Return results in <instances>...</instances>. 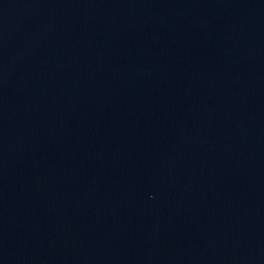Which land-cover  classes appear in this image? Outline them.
I'll use <instances>...</instances> for the list:
<instances>
[{
	"label": "water",
	"instance_id": "95a60500",
	"mask_svg": "<svg viewBox=\"0 0 264 264\" xmlns=\"http://www.w3.org/2000/svg\"><path fill=\"white\" fill-rule=\"evenodd\" d=\"M3 264H264V0H0Z\"/></svg>",
	"mask_w": 264,
	"mask_h": 264
}]
</instances>
